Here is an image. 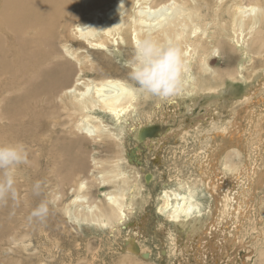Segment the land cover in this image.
I'll list each match as a JSON object with an SVG mask.
<instances>
[{
	"label": "rangeland",
	"instance_id": "obj_1",
	"mask_svg": "<svg viewBox=\"0 0 264 264\" xmlns=\"http://www.w3.org/2000/svg\"><path fill=\"white\" fill-rule=\"evenodd\" d=\"M208 2V9L198 6L207 19L199 23L202 33L192 37L200 38L204 50L187 52L194 85L183 86L171 103L140 95L137 111L120 127L103 118L112 141L83 148L88 165L104 162V175H118L115 182L79 191L80 183L91 184L84 174L55 186L29 169L17 170L19 204L9 201L10 214L8 205L0 210V264H264V42L257 48L256 32L246 28L241 35L231 24L236 7L256 2ZM87 16L81 13L80 19ZM237 38L245 53L233 42ZM117 39L103 53L86 52L96 69L85 72L84 81L118 76L131 85L125 62L134 49ZM216 40L222 41L217 52ZM53 102L63 111L64 102L54 98L48 104ZM149 124L158 125L163 137L138 141L135 128ZM31 159L37 162L33 171L45 170L36 149ZM36 181L42 182L40 195L32 191ZM165 191L193 193L206 224L193 232L171 223L160 209ZM102 194L123 196V223L78 216L80 209L72 205L77 196L109 211ZM42 200L50 201L48 217L30 221Z\"/></svg>",
	"mask_w": 264,
	"mask_h": 264
},
{
	"label": "bare ground",
	"instance_id": "obj_2",
	"mask_svg": "<svg viewBox=\"0 0 264 264\" xmlns=\"http://www.w3.org/2000/svg\"><path fill=\"white\" fill-rule=\"evenodd\" d=\"M101 1L105 0H0V145L23 142L30 148L31 157L36 149L38 165L45 170L23 166L22 171L29 169L34 177L47 178L55 186L66 185L77 174H84L91 184L80 183L76 186L79 191H93L116 181L118 175H104V162L93 159L89 166L90 156L83 148L89 143L104 145L112 141V130L103 118H110L120 127L137 111L140 101V95L132 93L131 85L118 76L84 81V73L96 69L87 53H103L110 44L118 43L117 37L133 49L146 36L161 41L172 39L181 49L183 86H193L192 61L187 52L204 50L198 43L200 38L192 37L202 31L201 20L207 19L199 4L209 8L208 0H192L196 6L190 0H140L137 4L135 0H106L109 6H102ZM255 2L253 6L236 7L231 24L241 35L246 28L256 32L254 43H259L260 48L264 42V0ZM132 9L134 16L129 12ZM81 13L88 14L86 19H80ZM233 42L245 53L242 39ZM216 44L215 52L222 41L216 40ZM54 98L68 100L61 106L63 111L56 108L55 102L54 110L49 109L53 106L48 102ZM153 125L135 128L137 140L149 144L162 138L159 132H145L146 128L154 130ZM95 172L98 175H93ZM18 174L17 171L16 177ZM117 187L121 189L119 184ZM102 196L110 205L109 211L95 204L86 205L83 196H77L72 205L80 209L78 216L82 220L100 217L107 223H123V196ZM194 198L193 193L165 191L161 212L180 229L194 232L207 222ZM12 208L9 206V214ZM131 249L137 250L134 244Z\"/></svg>",
	"mask_w": 264,
	"mask_h": 264
},
{
	"label": "clouds",
	"instance_id": "obj_3",
	"mask_svg": "<svg viewBox=\"0 0 264 264\" xmlns=\"http://www.w3.org/2000/svg\"><path fill=\"white\" fill-rule=\"evenodd\" d=\"M125 64L132 93L171 103L183 87L181 49L172 39L161 41L146 36L137 42L132 57ZM32 164L31 150L23 142L0 145V206H7L9 201L19 204L16 173L21 167ZM32 191L40 195L42 182L36 181ZM49 205L50 201L42 200L30 211L28 219L44 222L50 213Z\"/></svg>",
	"mask_w": 264,
	"mask_h": 264
},
{
	"label": "water",
	"instance_id": "obj_4",
	"mask_svg": "<svg viewBox=\"0 0 264 264\" xmlns=\"http://www.w3.org/2000/svg\"><path fill=\"white\" fill-rule=\"evenodd\" d=\"M154 130H149V128H146L145 129V132L146 133H153V134H155L156 132H158L159 131V126H154V127H152ZM144 129V128H143ZM140 138V137H139Z\"/></svg>",
	"mask_w": 264,
	"mask_h": 264
}]
</instances>
